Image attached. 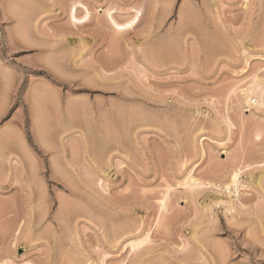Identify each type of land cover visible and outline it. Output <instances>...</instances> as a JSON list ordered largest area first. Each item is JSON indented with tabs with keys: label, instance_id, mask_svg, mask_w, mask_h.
<instances>
[{
	"label": "rangeland",
	"instance_id": "obj_1",
	"mask_svg": "<svg viewBox=\"0 0 264 264\" xmlns=\"http://www.w3.org/2000/svg\"><path fill=\"white\" fill-rule=\"evenodd\" d=\"M108 11L137 17L117 32ZM263 18L264 0H0V264H264Z\"/></svg>",
	"mask_w": 264,
	"mask_h": 264
},
{
	"label": "bare ground",
	"instance_id": "obj_2",
	"mask_svg": "<svg viewBox=\"0 0 264 264\" xmlns=\"http://www.w3.org/2000/svg\"><path fill=\"white\" fill-rule=\"evenodd\" d=\"M82 7H83V9H85L84 11H85V14L83 15V16H81V17H79L78 16V12H79V6L78 5H75V6H73L72 7V9L70 10V12H69V16H70V21L72 22V23H81V22H84L85 20H88L90 17H91V11H90V9L88 8V6H86V5H81ZM16 10V9H15ZM17 11V10H16ZM109 13H108V15H109V17H110V22H111V24L113 25V27L115 28V30L117 31V32H120V31H123V30H125V29H128L130 26H132L133 24H134V22H135V19H136V15H135V17L134 18H132V19H130L129 21H127V22H125V23H120V22H118L115 18H114V16H113V13L112 12H110V11H108ZM139 15V14H138ZM264 19V18H263ZM263 25V24H262ZM261 25V26H262ZM262 28H264V27H262ZM131 29V28H130ZM260 31H263V30H260ZM254 34H256V33H254ZM263 36H264V32H263ZM165 40V39H164ZM175 41V40H174ZM159 42V41H158ZM163 43H164V41H163ZM162 43V44H163ZM172 43V42H171ZM160 44V43H159ZM169 44V43H168ZM174 44V43H173ZM176 44H177V42H176ZM165 49L168 47V48H170L169 46H167L166 44H165ZM161 47H163V46H161ZM211 47V46H210ZM209 47V48H210ZM155 48V47H154ZM156 49V48H155ZM160 47H159V50L158 51H160ZM212 49V48H211ZM151 53V52H150ZM149 53V54H150ZM159 53V52H158ZM163 53V52H162ZM153 54H155V55H157V52L156 53H153ZM152 54V55H153ZM165 54V53H164ZM150 57V56H149ZM152 57V56H151ZM159 57H162V55H159ZM159 57H158V59H155V61L156 60H158V62L159 61H161L160 59H159ZM153 58H154V56H153ZM164 58V57H163ZM92 81V80H91ZM90 83V82H89ZM261 85V81L258 79V77L257 78H255L254 79V81H253V83L247 88V90H249V91H254L255 89H257V88H259V86ZM262 90V88H260V91ZM262 92V91H261ZM250 97V96H249ZM258 99L259 100H257V104H261V103H263L264 102V96H262L261 94H259V96H258ZM263 100V101H262ZM141 115V114H140ZM222 144H223V142H221ZM225 144V143H224ZM223 144V145H224ZM221 145V144H220ZM225 146V145H224ZM225 149V148H224ZM224 149H222V150H224ZM1 155V154H0ZM5 155V154H4ZM2 156V155H1ZM7 159V158H6ZM4 161V160H3ZM241 169L239 168L238 170H235V172L233 173V175H232V178H231V180L229 181L228 180V182H227V184H225V187H226V190H227V192L229 193V195H231L232 194V192L234 193V192H236L237 194V196H239V194L242 192L241 190H243V188L245 187V184L244 183H242V181H241ZM184 180V182H183V184H184V186H191L192 188V190L194 191V189L193 188H195V190H196V188L197 187H195L196 185L197 186H199L200 185V183L201 182H199V181H197V178H195V176H194V173L192 172V171H190L188 174H187V176H186V178L185 179H183ZM182 180V181H183ZM198 182H199V184H198ZM180 184V183H179ZM194 186V187H193ZM218 187H220L219 185H218ZM242 187V189H240ZM246 188V187H245ZM221 189H223V188H221ZM169 190H171V189H169ZM245 190V189H244ZM241 191V192H240ZM195 192V191H194ZM169 193V192H168ZM166 194V193H165ZM167 197L169 196L168 194L166 195ZM166 196L164 197V198H166ZM164 200V201H163ZM162 200V204L164 203V205L167 203V202H165V199H163ZM166 201H167V199H166ZM226 203V205H228L229 207H230V211L232 210V209H234V211H236V209H237V207H238V205H236V204H234V203H231V202H228L227 200H222V201H220L219 203ZM233 202V201H232ZM229 203H230V205H229ZM217 204H218V201H217ZM163 205V206H164ZM221 205V204H220ZM229 209V208H228ZM258 219V218H257ZM145 235V236H144ZM144 235H142V236H144L143 238H141L140 237V239L139 238H137V240L135 239H132L131 241H130V246H132L133 248H136V247H138V246H140L141 244H143L144 242H146V241H148L149 240V232L148 233H146V234H144ZM139 239V240H138ZM141 247V246H140ZM188 259H189V257H187ZM186 258V259H187ZM183 261V260H182ZM185 261V260H184ZM190 261V260H189ZM188 262V261H187ZM184 263H186V262H184ZM189 264V263H188Z\"/></svg>",
	"mask_w": 264,
	"mask_h": 264
},
{
	"label": "built area",
	"instance_id": "obj_3",
	"mask_svg": "<svg viewBox=\"0 0 264 264\" xmlns=\"http://www.w3.org/2000/svg\"><path fill=\"white\" fill-rule=\"evenodd\" d=\"M254 102H256V98H253V99H252V103H254Z\"/></svg>",
	"mask_w": 264,
	"mask_h": 264
}]
</instances>
